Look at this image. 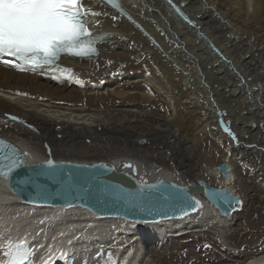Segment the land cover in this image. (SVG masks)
Segmentation results:
<instances>
[{"label": "bare ground", "instance_id": "bare-ground-1", "mask_svg": "<svg viewBox=\"0 0 264 264\" xmlns=\"http://www.w3.org/2000/svg\"><path fill=\"white\" fill-rule=\"evenodd\" d=\"M120 1L129 17L83 0L98 13L88 17L101 37L96 55L35 69L0 63V137L28 164L103 161L143 181L202 179L239 196L241 209L224 216L194 192L196 212L135 222L25 203L0 176V254L24 241L43 264L66 255L74 264H201L238 247L252 251L238 264H264V240L240 241L248 224L264 229V0H174L192 23L167 0ZM202 232L229 251L168 247Z\"/></svg>", "mask_w": 264, "mask_h": 264}, {"label": "water", "instance_id": "water-1", "mask_svg": "<svg viewBox=\"0 0 264 264\" xmlns=\"http://www.w3.org/2000/svg\"><path fill=\"white\" fill-rule=\"evenodd\" d=\"M44 162L28 164L24 160L23 166L16 169L11 177H7L10 190L19 195L25 203L52 207H82L102 217L157 223L196 212L201 206V200L194 192H200L204 196L200 191L202 185L214 189L223 188L234 195L226 187H214L202 179L198 183L191 182L187 185L162 178L143 181L134 173L117 170L103 161L88 164L56 160L54 169L33 167L43 165ZM101 165L104 167H100ZM222 167L229 169L224 162L218 166L220 173ZM221 175L224 177L222 173ZM234 196L242 201L239 196ZM193 199L200 202V206L195 210L190 207ZM69 204L72 206H68ZM211 204L224 216L234 212L232 207L237 211L242 206Z\"/></svg>", "mask_w": 264, "mask_h": 264}, {"label": "snow or ice", "instance_id": "snow-or-ice-1", "mask_svg": "<svg viewBox=\"0 0 264 264\" xmlns=\"http://www.w3.org/2000/svg\"><path fill=\"white\" fill-rule=\"evenodd\" d=\"M107 3L113 8L121 7L115 0H107ZM92 15L98 13L86 8L83 0H0V58H11L5 62L15 63V67L23 70L25 66L35 69L55 65L62 54L80 58L96 55L95 44L101 37L88 26V17ZM181 15L184 16L183 13ZM184 19L188 20V17L184 16ZM188 22L192 23L191 20ZM220 123L223 126V120ZM224 131L233 140L237 139L230 128L224 127ZM9 148L10 152L0 154V176L3 177H11L16 169L22 167L23 157L27 155L11 146ZM33 167L54 169L56 162L48 159L43 165ZM125 167L130 168L131 165ZM220 171L227 178V168L222 167ZM200 191L213 204L223 203L232 207L243 203L223 188L202 185ZM199 206L200 202L193 199L190 207L195 210ZM232 210L236 209L232 207ZM4 255L6 259L0 260V264H33V252L23 244Z\"/></svg>", "mask_w": 264, "mask_h": 264}, {"label": "rangeland", "instance_id": "rangeland-1", "mask_svg": "<svg viewBox=\"0 0 264 264\" xmlns=\"http://www.w3.org/2000/svg\"><path fill=\"white\" fill-rule=\"evenodd\" d=\"M261 217H262V221L264 223V214H262ZM248 226L250 227L247 229L248 231H246L240 237V241L244 243L242 245L243 248H245L248 245L249 240L256 239V238H259V241H261V242L264 240V232H263L264 229H262L260 227L252 228V226H250L249 224H248ZM187 235L188 234L181 236L180 240L177 241V243H172L173 245H169V246L166 244V246H168L169 248L171 247V249L174 246L175 247L180 246V250H182V249L183 250L193 249V250H196L197 252H202L205 250H210V251H214V252L218 251L220 253H223V255L226 254V252L228 250L226 245L225 246L221 245V243L218 242L217 240H215L216 238L213 237L212 235H210V233H208V232H204V233L202 232V234L196 233V234H189L188 236ZM183 238H186V239H183ZM231 248L233 250L231 249V251H229V250L228 251L232 252L234 256L229 257L228 260L226 259L224 261L218 262V261H213L209 256H204L203 258H205V259L203 261H201V262H203L201 264H215V263H217V264H238L239 262H242L243 260H245V258L248 256L247 251H248V254L252 252V251H250L251 249L247 248V249H244V252L246 254V255L244 254L245 256L242 255V253L240 255H238V251H240L242 249L238 248V247L237 248L231 247ZM177 250H178V248H177ZM260 250H263V248H261ZM260 250L258 249V251H260ZM147 259L150 261L151 256L147 257ZM149 261H145L144 264H149ZM196 264H198V263H196Z\"/></svg>", "mask_w": 264, "mask_h": 264}]
</instances>
